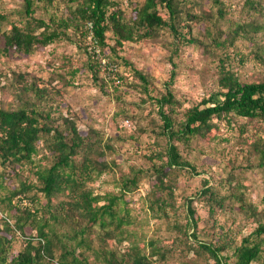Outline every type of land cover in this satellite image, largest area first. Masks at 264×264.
Wrapping results in <instances>:
<instances>
[{
	"label": "trees",
	"instance_id": "trees-1",
	"mask_svg": "<svg viewBox=\"0 0 264 264\" xmlns=\"http://www.w3.org/2000/svg\"><path fill=\"white\" fill-rule=\"evenodd\" d=\"M5 1H14L19 8L0 12L2 50L29 57L60 43L75 45L87 55L82 68L94 87L117 105H128L119 93L127 77L123 71L111 79L102 77L99 61L86 50L85 36L92 48L108 50L109 60L124 67L129 63L119 52L125 44L162 41L171 71L169 83L160 91L130 65L138 80L133 86L136 100L129 102L135 110L118 107L115 115L145 120L138 129L152 134L155 146L144 156L149 166H129L116 182L119 191L104 194H95L88 185L117 167L108 156L121 139L105 136L94 126L80 128L74 116L58 109L64 87L73 84L79 68L54 74L57 67L52 66L47 83L13 70L4 75L0 93L6 92L8 101L0 100V208L5 214L0 217V264H154L165 263L172 251L178 257L192 255L188 261L183 258V264H264V208L251 199L246 184L253 169L261 170L264 181V44L252 42L246 55L239 47L254 40L255 33H264V0H245L248 19L225 28L228 11L222 0H209V5L208 0H128L126 7L122 0H66L65 12H60L57 0ZM189 46L201 51L200 79L210 84L198 103L185 107V99L176 96L171 83L181 50ZM233 56L239 57L236 67L230 63ZM250 57L262 64L257 67L261 77L242 81L238 67ZM59 58L70 64L71 57ZM206 65L212 71L209 78ZM234 127L237 143L245 146L239 152L244 166L223 159L222 177L203 179L193 195L178 197L176 173L203 172L187 156L201 153L200 143L222 156L221 149L230 141L221 131ZM38 143L49 152L44 164L33 160ZM26 165L33 167L35 182L24 180L10 188V180L18 179ZM144 180L150 185L147 211L153 220L166 222L169 236L140 244L128 229L132 221L125 196ZM20 196L30 197V204L39 201L38 207L14 206ZM196 204L205 210L209 223L203 231L198 229ZM180 207L183 219L178 217ZM224 215L232 227L220 221ZM243 219L252 226L247 235L243 225H233ZM26 227L34 234H25ZM198 234L208 240H198ZM17 235L22 244L13 252ZM124 242L125 249L114 247Z\"/></svg>",
	"mask_w": 264,
	"mask_h": 264
},
{
	"label": "rangeland",
	"instance_id": "rangeland-1",
	"mask_svg": "<svg viewBox=\"0 0 264 264\" xmlns=\"http://www.w3.org/2000/svg\"><path fill=\"white\" fill-rule=\"evenodd\" d=\"M65 1L66 0H57L56 6L60 12L66 11ZM130 1L134 2V0ZM222 1L228 11V14H226L225 17L226 23L223 28H225L228 23H234L237 21L241 22L245 20L246 17L248 19L244 7L245 0ZM122 4L124 7L128 6V0H122ZM205 4L209 5V0ZM16 8L18 9L19 6L14 1L0 0V12H9L11 9L13 10ZM14 19L15 17H10V21H13ZM259 20L263 21V19ZM85 39V44L87 46L86 50L90 53V56L95 55L94 60H98L101 65L99 68L102 77L111 79L114 76L116 77V74L121 73V71L125 73L124 76L127 77V80L125 81L126 84L119 90V93L123 97L125 104L128 105H122L121 103L117 105L112 97L108 98L96 89L89 78V72L85 68H82V65L85 64L87 55L82 53L77 46L68 45L65 44V42L55 46L41 48L35 51L33 55L25 57L12 51L5 52L2 50L3 40L0 36V82H3L4 75L11 70L28 73L29 76L37 77L41 79L43 83H47L52 78L50 72L52 66L57 67L56 71H53L54 74L62 71L68 72L69 70L71 71L79 68V71L74 75L75 79L73 84L64 87L58 109L63 115L74 116L79 123L80 128L94 126L95 128L102 130L105 136L112 137V139L119 136L121 141H116V152L108 156L109 160L115 161L117 167L101 175L95 182L88 185L95 194L117 193L119 188L117 187L116 182L119 177L123 173H127L129 166H149L150 163L144 156L155 146L153 135L150 133H140L138 129L140 125L144 124L145 120H125L122 116L115 115L118 107L121 109L125 108L128 111L135 110L133 105H130L129 102L136 100L137 95L133 91V86L138 80L133 73L130 72V65L145 74L158 90L163 91V88H165L164 85L170 81L171 66L168 62V51L162 41L148 42L143 45L127 43L124 45L123 50L119 52V56L121 59H125L129 65L124 67L123 63L119 62V65L117 66L116 62L112 61V59L109 60L108 50L99 52L96 47L92 48L93 45L89 36H85ZM252 42L264 44V33H255L254 40L244 41V43L239 46L243 54L246 55L249 53ZM92 50H94L95 53ZM54 54L58 55V57L56 58ZM59 56L71 57L70 64L62 63ZM238 58V56L232 57L230 63L233 67L237 66ZM251 59L252 57H250L249 60H246L244 66L238 67L242 81H254L261 77L262 69L257 67H260L259 65L262 64H258ZM178 61L180 63L177 62L179 63L177 74L172 80L171 89L177 97L185 99V107L195 105L201 100L207 85L210 84L208 79H206L203 84L200 79L199 69H204L202 68L204 57L201 55L199 49L189 46L181 50L180 60ZM206 68H208V75L205 76L209 78L212 75V71L207 65ZM108 83L110 82L108 81ZM48 87L52 88V85L49 84ZM109 91L111 92V89H109ZM0 100L8 101L6 92L4 94L0 93ZM250 126L249 130H251ZM118 128L122 129V132L118 131ZM221 132H224L225 136L228 137L230 141V143H225L224 147L221 149L222 156H220L219 153H216L212 147L204 143H200L202 144L201 153L199 150L195 153L192 152L187 156L194 164L201 167V171L203 172L194 176H191L188 173L177 172L176 194L178 197L181 195H193L201 187L203 179H218L222 177L223 172L221 171L220 161L223 159L225 160L224 162L235 159L237 160L235 163L239 162L244 166L245 162L239 152L241 151L240 149L245 148V146H241L237 143L239 139H237L238 131L236 128H224ZM38 149V154L33 157L34 163L44 164L47 162L46 160L49 159L47 158L49 152L42 147V143H38ZM32 172V166H30V168L27 165L24 166L22 170L19 171V178L10 180V188L18 186L19 182H23L24 180L27 182H35V177ZM261 174V170H250L249 173H247L246 184L249 186L248 193L251 196V199L256 202L260 208H264V181L262 180ZM149 189V183L144 180L139 184L136 191L125 196V201L127 202L125 207L127 206L129 209L130 219L132 221V224L128 226V229L135 233L133 237L137 238V241L140 244L147 242L148 239H160L167 235L169 236V232L165 229L166 222L153 220L147 211L145 195ZM37 198L40 199V203H44V201L41 200L42 195L39 193ZM29 200L30 197L25 198L24 196H20L13 201V205L18 208L28 207V209L38 207L37 203H39V201L30 204ZM180 201L181 200L177 198V203ZM195 208L196 216L198 217V229L202 230V228L209 225L205 220L206 213L200 204H196ZM179 211L178 217L183 219L184 212L182 211V207H180ZM0 212L1 217V214H3L2 208H0ZM220 221L227 223L226 226L232 227V220L228 215L221 216ZM10 223H13V220H10ZM238 224L244 226L242 232L244 235H247L252 229V226L247 220L243 219L236 221L233 225L236 227ZM24 232L27 235L34 234V231L30 227H26ZM197 237L198 240L201 241L208 240V238L204 237L202 234H198ZM239 238L240 237H238L237 240H239ZM163 242L167 243L168 241L163 239ZM21 244L22 238L17 235L13 252L18 250L21 247ZM126 245L127 243L124 242L121 246L114 244V247L125 249ZM110 246H113V244ZM177 253L178 252L176 251H172L170 255L171 257H168V260L165 263L156 260L154 264H183V258H186L187 261L192 259V255L178 257Z\"/></svg>",
	"mask_w": 264,
	"mask_h": 264
}]
</instances>
